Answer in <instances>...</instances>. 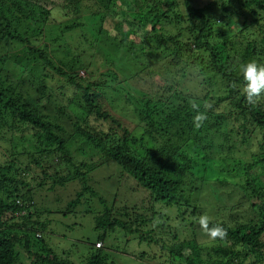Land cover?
I'll use <instances>...</instances> for the list:
<instances>
[{
  "label": "trees",
  "instance_id": "trees-1",
  "mask_svg": "<svg viewBox=\"0 0 264 264\" xmlns=\"http://www.w3.org/2000/svg\"><path fill=\"white\" fill-rule=\"evenodd\" d=\"M109 14L120 39L101 25ZM83 17L98 19L90 42ZM58 41L68 63L50 53ZM250 60L264 64V0H0V264H74L43 241L50 210L35 199L69 183V208L96 199V228L152 244L156 264H264V93L249 103L239 71ZM100 67L114 85L93 81ZM158 70L166 83L143 82ZM54 74L74 87L57 114L44 98ZM84 150L93 159L74 154ZM110 162L139 201L92 186ZM214 226L223 239L209 237ZM102 237L81 264H115Z\"/></svg>",
  "mask_w": 264,
  "mask_h": 264
},
{
  "label": "rangeland",
  "instance_id": "rangeland-1",
  "mask_svg": "<svg viewBox=\"0 0 264 264\" xmlns=\"http://www.w3.org/2000/svg\"><path fill=\"white\" fill-rule=\"evenodd\" d=\"M207 1L208 0H198L200 3ZM117 18L118 17L109 14L102 21L101 25L107 31H109L111 35H115L117 38H119L120 35L114 29V24ZM97 20L98 19H94V21H88V19L85 17L80 19L83 26L79 31L85 35L87 39L86 41L90 42L91 39H93L91 37V33L89 34L86 28H88L90 25L98 27L99 24L96 22ZM123 29L127 30V27L123 26ZM131 39L138 41L139 38L133 35L131 36ZM64 43L65 42L58 41L57 43L54 42V44H50V48H52L50 53L53 55L56 61L68 63L75 55H73L72 51H67L66 44ZM94 50L95 51L91 53L95 55L96 59L100 60L103 56L102 46L98 45ZM10 52L12 55L20 54V51H15L14 49H11ZM88 52L90 51L88 50ZM77 55L89 59V56L81 50H78ZM98 69L99 70L95 71L93 81H106V84L114 85V83L109 81L105 75H101V73L103 74L105 72L106 68L100 67ZM83 71L79 72L81 77L82 75L85 76V71ZM55 76L60 77L59 75L54 74L53 79H47V83L52 87L51 96H44V98L50 99V103H47L46 107L51 110L52 114H57L58 112L55 105L65 104L69 100L74 88L73 86L68 85L65 81H60V78H56ZM161 77L162 76H160V72L158 70L153 78H147L143 82L145 83L151 80V82L154 84H164L165 81ZM150 87H152L150 83H147L143 86L145 89H149ZM127 110L128 113L126 115V122L134 121V117L130 115V109ZM116 115L120 116L119 114ZM3 151L4 149L0 145V159ZM78 153L74 152L78 159L87 157L89 154L92 155L90 152L85 150ZM93 157L94 155H92L90 158L93 159ZM218 164H220V162L216 163V165ZM120 172L121 171H118L114 163L110 162L105 164L92 173V186L97 191L106 194L108 197L117 194L116 197H120L125 200L127 199L126 202L128 201V203L137 202V200L139 201L140 198H142V195L138 193V191H131L134 187L132 180L128 179L127 176L122 175ZM222 178H230V175H228L224 170ZM232 186L234 185L231 184V187H227L226 191L223 190L225 195L229 192V190H232ZM216 187L217 184H213L210 191L215 190ZM76 188L77 185L74 183H69L63 188H56L55 190L37 193L35 196L37 209L39 212L43 211L44 209L50 210L48 217L49 225L42 232L43 241L47 243L61 258L65 257L71 260L74 264H81L85 261L88 255L91 247L90 245H92L100 236H103V245L106 249L109 248L108 258H110V260L115 264L160 263L158 256H154L155 247L153 248L152 244L150 243L139 242L135 236L129 235L126 237L123 230L121 229H116L113 233L103 235L104 231L98 230L96 228V217L102 209L96 199H90L89 197L82 198L75 207L69 208L68 202L74 197L73 193L75 192ZM214 193L217 194L219 191L216 190ZM214 196L215 195H212L211 199L218 203L219 198L217 197L214 199ZM227 198L230 204L238 201L240 198L238 188L236 187L234 193ZM44 215L42 218L45 217ZM142 253L147 254V256H149L148 259L146 258V260H142L144 258L142 255H140ZM24 262L25 261L23 260L20 261L21 264H24Z\"/></svg>",
  "mask_w": 264,
  "mask_h": 264
},
{
  "label": "clouds",
  "instance_id": "clouds-1",
  "mask_svg": "<svg viewBox=\"0 0 264 264\" xmlns=\"http://www.w3.org/2000/svg\"><path fill=\"white\" fill-rule=\"evenodd\" d=\"M240 74L243 77L244 87L243 92L245 98L251 103L254 98H258L262 93H264V64H259L255 61H248L242 64L239 68ZM196 108V105H193ZM205 119V114L198 112L194 117L196 126H199V123ZM208 217L201 216L199 218V223L202 227L207 228ZM226 229L222 226H214L208 230V235L211 238H221L223 239L226 236ZM97 243L100 245L97 246ZM101 242H96V247H101Z\"/></svg>",
  "mask_w": 264,
  "mask_h": 264
},
{
  "label": "built area",
  "instance_id": "built-area-1",
  "mask_svg": "<svg viewBox=\"0 0 264 264\" xmlns=\"http://www.w3.org/2000/svg\"><path fill=\"white\" fill-rule=\"evenodd\" d=\"M100 244L99 243H97V246H99Z\"/></svg>",
  "mask_w": 264,
  "mask_h": 264
}]
</instances>
